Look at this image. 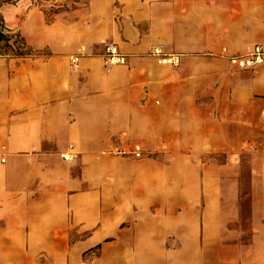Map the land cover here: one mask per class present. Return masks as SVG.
I'll return each mask as SVG.
<instances>
[{
    "label": "crops",
    "instance_id": "1",
    "mask_svg": "<svg viewBox=\"0 0 264 264\" xmlns=\"http://www.w3.org/2000/svg\"><path fill=\"white\" fill-rule=\"evenodd\" d=\"M45 12L24 14L27 50L0 59V264H264V64L229 61L264 43V0ZM109 43L124 64L106 65ZM243 152L247 243L225 234L239 213L222 203Z\"/></svg>",
    "mask_w": 264,
    "mask_h": 264
},
{
    "label": "rangeland",
    "instance_id": "2",
    "mask_svg": "<svg viewBox=\"0 0 264 264\" xmlns=\"http://www.w3.org/2000/svg\"><path fill=\"white\" fill-rule=\"evenodd\" d=\"M50 1H44V0H18L14 3H3L0 6V16L3 20L5 29H3V33L8 36L7 41H0V59L12 56L16 52H25L27 49L25 48L26 44L23 43V38L20 36L17 24L20 22L21 18L24 16V14L31 8H38L44 11L48 15V9ZM67 5V2H66ZM5 16L7 18H5ZM45 16V14H44ZM20 47V49H18ZM23 50H22V49ZM251 153L243 152L240 153L234 161H230L229 165L232 170V175L229 176V179L225 180L224 182V188L226 191L223 196V209L227 211L229 214H232V212H235L234 208L236 206L237 212L239 213V218L235 220V222H228L227 224V231L225 230V234L229 235L228 230L229 229H239L241 230V239L237 242L240 243H247L248 238L250 235L249 228V207H248V201H247V190H248V184H249V175H248V157ZM221 157L217 156L216 160H220ZM230 170V171H231ZM238 190H236V189ZM234 196V197H233ZM201 205L197 207V213L199 211L200 213ZM176 212L175 207H169V221L171 219V215L174 216ZM127 222H123L121 224V228L125 229L127 231ZM174 224V222L172 223ZM89 233H81L80 235H87ZM169 246L173 245L174 247V241L172 239H169L168 241ZM98 253V248L95 246L91 248V250L86 251L85 259L89 260V258L92 256V254ZM167 264L172 263L171 261H174L176 258L174 255H169Z\"/></svg>",
    "mask_w": 264,
    "mask_h": 264
},
{
    "label": "built area",
    "instance_id": "3",
    "mask_svg": "<svg viewBox=\"0 0 264 264\" xmlns=\"http://www.w3.org/2000/svg\"><path fill=\"white\" fill-rule=\"evenodd\" d=\"M152 54L159 57V61L163 63H170L177 65L179 58L173 55H163L162 51L158 48H154ZM77 57H72L71 62L77 61ZM126 61L125 56L119 51L117 46L113 43H109L105 46V63L106 65L124 64ZM229 61L238 67H254L260 64H264V43L253 45L245 54L229 56ZM64 159H70V155L65 154Z\"/></svg>",
    "mask_w": 264,
    "mask_h": 264
},
{
    "label": "trees",
    "instance_id": "4",
    "mask_svg": "<svg viewBox=\"0 0 264 264\" xmlns=\"http://www.w3.org/2000/svg\"><path fill=\"white\" fill-rule=\"evenodd\" d=\"M16 1H18V0H0V6L3 3H14ZM44 1H50L49 2L50 6H49V9H48L50 12H53V11L56 12L59 9L66 8V2H67V0H44ZM3 29H5V26H4L3 20H2V18L0 16V41H7L8 36L3 33V31H2ZM18 49H20V47H18ZM20 54H22V53L16 52L13 55H20ZM99 246H100L99 244L96 245L97 248ZM89 250H91V248ZM84 253L86 254V251Z\"/></svg>",
    "mask_w": 264,
    "mask_h": 264
}]
</instances>
